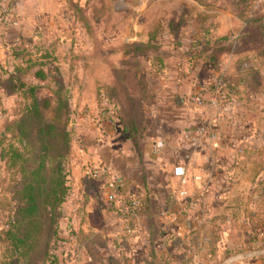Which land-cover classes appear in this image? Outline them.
<instances>
[{
    "label": "rangeland",
    "instance_id": "obj_1",
    "mask_svg": "<svg viewBox=\"0 0 264 264\" xmlns=\"http://www.w3.org/2000/svg\"><path fill=\"white\" fill-rule=\"evenodd\" d=\"M203 1L25 0L21 10L32 19L26 24L27 33L18 34L21 19L16 12L17 29L10 34L14 40L10 42L0 30V81L9 77L14 64H22L11 56L19 46L32 58L48 62L43 66L50 71L47 80L29 77V82L50 90L62 86L65 92L61 122L69 116L76 145L71 159L69 155L70 195L59 218L65 239L74 237V227L85 222L80 185L91 167L79 154L81 137L87 128L101 131L106 121L112 128L105 131L114 134L124 123L136 127L130 139L118 135L120 145H133L139 151L154 141L163 142L166 152L161 159L149 161L139 154L131 163L137 170L133 178L139 182L145 178L148 184L142 188L127 179L126 185H118L136 197L149 196L153 213L142 224L150 241L160 240L159 208L184 215L178 223L181 235H176L184 256L179 259L177 252L170 264H220L241 252L264 250V30L239 18L241 13L234 12L229 0ZM241 11L246 17L262 15L264 0H248ZM197 41L199 50L193 51ZM38 67L37 62L30 73ZM220 81L224 86L218 109L188 102L200 87L211 88ZM110 82L115 83V91L106 93L104 86ZM0 85V139L5 138L0 155L3 227L16 206L14 183L20 175L14 164H37L38 143L34 133L30 145L22 146L20 159L9 151L18 137L4 124L20 115L14 111L16 97ZM44 94L50 93L42 89L40 95ZM104 101L114 117L119 114L124 120H103ZM55 107L52 100L43 108L46 121L54 117ZM208 134L215 140L210 141ZM177 166L183 167V175L173 174ZM120 174L94 177L95 197L103 199L111 193L105 181L116 185ZM98 221L95 216L90 223ZM78 236L76 248L60 256L62 264H100V258L105 264H130L127 244L111 242L108 248L96 234L87 246L82 234ZM1 247L0 262L5 260ZM228 250L234 253L226 257ZM40 254L25 264H41Z\"/></svg>",
    "mask_w": 264,
    "mask_h": 264
},
{
    "label": "trees",
    "instance_id": "obj_2",
    "mask_svg": "<svg viewBox=\"0 0 264 264\" xmlns=\"http://www.w3.org/2000/svg\"><path fill=\"white\" fill-rule=\"evenodd\" d=\"M198 1L204 2L203 0ZM229 1L232 3L231 7L234 12L239 11L241 13L238 16L245 23H257L259 29L264 30V13L258 16L246 17L241 9L248 5V0ZM171 22L174 23L175 21ZM179 22H184V20ZM199 45V41L194 42L192 50L198 51ZM47 54L50 56L49 53ZM47 54L44 57H47ZM11 56L14 60L21 61L22 64L20 65L22 66L14 64L9 77L0 81L4 88L16 97L17 102L14 111H17V115H20L19 117L16 116L17 119L6 121L4 124L8 131L12 133L11 135L18 137L17 145L11 143L9 151L20 159L22 146L30 145V139L34 133L37 135L38 149L37 154L34 156L37 159V164L34 166L27 167L22 162L14 164L16 173L20 175V178L19 181L14 183L16 189H14L16 194L14 202L16 206L11 207L6 217V223L2 225L3 227H0V245L3 248L1 252L4 253L2 254L5 257V260L0 264H25L36 253H41V264H62L60 256L68 252L67 250L70 247L74 249L73 244H79L81 240H79L78 235L82 234L85 245L89 246L92 242H86L87 236L81 230L73 231L74 237L65 239L59 223V218L63 216V205L68 201L70 195L68 184L70 171L68 166L73 142V132L68 126L69 116L63 117L66 119L61 122L62 110L66 105L64 101L65 92L62 86H58L56 90H50L47 87L29 82V77L38 79L40 82L47 80L46 73L49 70L44 69L43 66L47 65L48 62L40 61V58H32L31 54L19 46L11 50ZM37 62L38 69L30 73ZM42 89L45 92L48 90L50 93L48 97L47 94L42 95L43 97L40 95ZM108 90L115 91L113 87L104 86L106 93ZM52 100L56 104L54 117L50 121H46L42 111L43 108L51 105ZM105 102L107 105L109 104L104 101L103 120H109L108 111L110 108L105 105ZM109 102L111 103V101ZM118 117L124 120L122 115ZM120 132L130 139L135 136L136 127L124 123ZM4 139H0V155L1 153L4 154ZM88 172L80 185V192H84L81 195L84 203L89 198H93L97 203L101 201L102 206L109 214L121 218L132 231L140 217L148 218L152 215L149 196L146 195L145 199H141L122 191L118 185L119 182L114 185L112 181L106 180L105 184L112 190L109 197L106 196L107 198L103 199L102 197H95L96 195L91 190L92 185L95 184L94 177L90 171ZM110 184L112 185L110 186ZM161 210L166 209H159V212ZM157 217H159L158 214ZM168 239L173 242L177 249H180L182 241L179 237L172 236V239L171 237ZM212 249L214 250L213 247ZM233 253L232 250L226 251V257ZM183 256L184 253H180L179 259ZM261 259L264 262V257ZM170 263V259L163 262V264Z\"/></svg>",
    "mask_w": 264,
    "mask_h": 264
},
{
    "label": "crops",
    "instance_id": "obj_3",
    "mask_svg": "<svg viewBox=\"0 0 264 264\" xmlns=\"http://www.w3.org/2000/svg\"><path fill=\"white\" fill-rule=\"evenodd\" d=\"M24 1L25 0H14L15 12L18 14L19 19H21V27L19 29L20 31H18L20 32L18 33L20 36H23L25 33H27L26 24L32 23V19H28L26 14L21 10ZM17 14L16 18L18 20ZM16 29L17 27L10 28L8 31H5L6 33H3L6 34V37H8L10 42L11 40H14L13 38L15 37V35L11 36L10 34L15 32L14 30ZM106 85H108V87H113L115 86V83L110 82L106 83ZM105 105L109 107V104L107 105L106 102ZM108 114L110 119H117L119 116V114H117V116L114 117V114L110 109ZM101 128L102 130L97 131V133H93L92 129L90 128L85 129L86 136L83 137L82 135L81 137L83 146L79 147V154L83 155V158L80 157L82 161L84 163L89 162L90 167L92 166L91 164L104 165L107 167V169L112 170L110 173H113V171L121 173L119 179L117 180L120 185H126L128 180L132 181L133 179L134 183H140V186L143 188L146 184H148V181L144 178L139 182L137 181V178H133L137 176V170L134 169L131 163L136 160L139 154L140 157L145 160H159L163 157V154L166 152V150L163 148L159 151H156L155 141L147 146L146 149L144 148L139 151L136 149V147H132L133 145H120L119 140L117 139L118 135L121 133L120 131L117 130V133L115 134L113 132H106L105 130L112 128L109 122L106 121L103 123ZM94 134L97 135L95 136ZM75 147L76 145L74 141L71 145L70 159L72 157L71 155H73ZM106 196L109 197V194ZM138 198L145 199L146 196L140 195ZM82 206L84 207L82 213L85 222L82 226H75L74 228L76 230H81L87 236L86 242L92 241L94 236L98 234L100 236L101 243H103L104 246H107L108 248L110 247L111 242L115 243L116 246H120L122 243L127 244L129 246L128 253L130 252L129 254L132 256L131 259L128 260L130 264H156L160 263V261L163 263L166 259H170V262H172L177 252L178 255L181 252L180 249H177L173 245V242H171L167 237L169 234H173V236L181 235L182 229L178 223L183 219L184 215L182 213L168 210H161L159 212V208V214H157L159 215L160 222L163 224V227H160V240L150 241L146 235V232L144 231V226L142 224L146 218L140 217L137 220L133 233L131 232L129 235L125 233V226H128L127 223L123 222L121 218L109 214L108 211L102 206L101 201L97 203V201L95 202L93 198H89L87 202H82ZM95 216H97L99 219L98 224H91L90 221ZM88 220L89 222H87ZM172 222H174L173 225L169 224ZM122 236H124L125 239H123ZM262 257H264V255L250 260L248 264H264L263 260L261 259ZM105 262L106 261L104 258H100V264H105Z\"/></svg>",
    "mask_w": 264,
    "mask_h": 264
},
{
    "label": "built area",
    "instance_id": "obj_4",
    "mask_svg": "<svg viewBox=\"0 0 264 264\" xmlns=\"http://www.w3.org/2000/svg\"><path fill=\"white\" fill-rule=\"evenodd\" d=\"M15 8L13 0H0V30L6 31L10 28H15L18 25L17 18L15 15ZM223 82L216 83L211 88L200 87L193 94L190 95L188 102L197 108L210 107L212 109H218L221 105L219 101L223 96ZM210 141L215 140L214 135H207ZM163 147L161 140L155 142V150L159 151ZM90 172L93 177H108L111 173L104 165H92ZM175 176L183 175V167L177 166L173 169ZM112 184H110L111 186ZM132 230L128 226H125V233L131 234ZM193 264V263H190Z\"/></svg>",
    "mask_w": 264,
    "mask_h": 264
},
{
    "label": "water",
    "instance_id": "obj_5",
    "mask_svg": "<svg viewBox=\"0 0 264 264\" xmlns=\"http://www.w3.org/2000/svg\"><path fill=\"white\" fill-rule=\"evenodd\" d=\"M263 255H264V250L263 251H253L250 253L241 252V253H238V254H235V255H232V256L226 258L220 264H233V263L238 262V261H245L248 259L263 256Z\"/></svg>",
    "mask_w": 264,
    "mask_h": 264
}]
</instances>
